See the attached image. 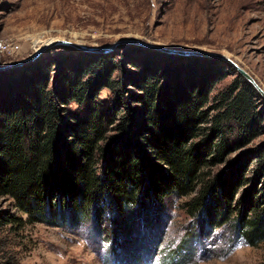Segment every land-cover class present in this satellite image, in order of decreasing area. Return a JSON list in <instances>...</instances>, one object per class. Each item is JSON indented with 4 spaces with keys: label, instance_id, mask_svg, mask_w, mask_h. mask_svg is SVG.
Returning a JSON list of instances; mask_svg holds the SVG:
<instances>
[{
    "label": "trees",
    "instance_id": "trees-1",
    "mask_svg": "<svg viewBox=\"0 0 264 264\" xmlns=\"http://www.w3.org/2000/svg\"><path fill=\"white\" fill-rule=\"evenodd\" d=\"M170 56L151 51L130 68L126 53L62 51L0 73V195L52 225L99 213L101 202L130 218L134 204L157 214L166 196H189L201 225L264 240V141L245 149L264 132L261 94L239 74L209 105L232 65ZM104 87L115 103L97 98ZM15 217L0 211V222ZM112 226L116 238L121 225Z\"/></svg>",
    "mask_w": 264,
    "mask_h": 264
},
{
    "label": "rangeland",
    "instance_id": "rangeland-1",
    "mask_svg": "<svg viewBox=\"0 0 264 264\" xmlns=\"http://www.w3.org/2000/svg\"><path fill=\"white\" fill-rule=\"evenodd\" d=\"M132 38L176 49L225 53L264 88V0H0V39L20 45L15 52H0V67L42 51L35 59L0 69V73L32 63L47 64L62 51H86L62 45L45 47L59 39L109 46ZM151 51L160 50L127 41L108 51L87 52L110 54L115 59L126 53V65L134 68L128 59L142 63ZM163 53L175 61L195 56ZM238 75L232 66L214 85L209 105ZM97 98L115 103L118 93L104 87ZM116 106L121 114L124 107ZM71 107L76 109L77 104ZM263 141L264 132L245 149ZM188 198L166 196L157 214L149 203L138 211H133L138 208L134 204L130 218L114 214L101 202L99 213L52 225L30 222L11 196L0 195V211L16 216L0 222V264H264V240L251 245L229 225H201L187 212L184 203ZM112 224L121 225L122 233L116 238ZM146 224L155 225L157 231L151 235ZM180 245L187 248L183 254L178 252Z\"/></svg>",
    "mask_w": 264,
    "mask_h": 264
},
{
    "label": "water",
    "instance_id": "water-1",
    "mask_svg": "<svg viewBox=\"0 0 264 264\" xmlns=\"http://www.w3.org/2000/svg\"><path fill=\"white\" fill-rule=\"evenodd\" d=\"M127 41H131V42H137L140 45H146L149 47H152L154 49L163 51V52H169V53H179V54H184V55H197V56H205V57H214V58H219L223 61H226L227 63H229L230 65H232L233 67H235L238 71L239 74L243 75L261 94V96L264 98V88L259 84V82L257 81V79L245 68L243 67L238 61H236L233 57L222 53V52H218V51H208V50H188V49H176V48H171V47H167V46H162V45H157V44H153V43H149V42H145L142 41L140 39L137 38H132V39H128V40H123L121 42L119 41H115L114 43L110 44L109 46H94V45H87V44H83L81 42L78 41H72V40H67V39H59L56 40L54 42H51L50 44L46 45L45 47L51 45H62V46H67V47H74V48H79L82 50H86V51H108V49L110 47H113L115 45H117L118 43H122V42H127ZM42 51H36L34 54H32L30 57H27L23 60L17 61V62H13L9 65H5L0 67V69H5L8 68L10 66L13 65H22L23 63L29 62L33 59H35L36 57H38V55L41 53Z\"/></svg>",
    "mask_w": 264,
    "mask_h": 264
},
{
    "label": "built area",
    "instance_id": "built-area-1",
    "mask_svg": "<svg viewBox=\"0 0 264 264\" xmlns=\"http://www.w3.org/2000/svg\"><path fill=\"white\" fill-rule=\"evenodd\" d=\"M20 48L19 43L14 40L0 39V52H15Z\"/></svg>",
    "mask_w": 264,
    "mask_h": 264
}]
</instances>
